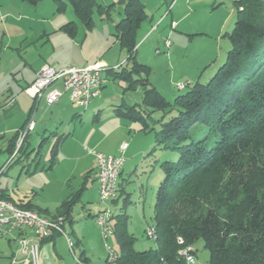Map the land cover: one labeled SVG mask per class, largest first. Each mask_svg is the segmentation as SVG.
Listing matches in <instances>:
<instances>
[{"label":"trees","instance_id":"obj_1","mask_svg":"<svg viewBox=\"0 0 264 264\" xmlns=\"http://www.w3.org/2000/svg\"><path fill=\"white\" fill-rule=\"evenodd\" d=\"M24 1L37 4L42 0ZM53 1L60 12L70 5L87 26L93 20V9L102 8L95 0ZM232 3L235 19L224 62L207 82L185 83V91L173 103L150 84L149 67L136 63L133 70L117 74L128 82L127 88L140 86L143 104L151 108L144 110L147 116L153 110L163 111L152 150L163 147L178 157L160 165L163 178L156 188L152 217L157 231L155 248L135 250L127 214L116 213L114 237L120 250L115 264H185L178 250L193 247L197 239L208 250L209 264H264V0ZM144 18V5L129 0L116 24L127 59L135 58V33ZM65 29L73 31L74 22H68ZM114 111L129 120H141L144 131L153 128L137 104L118 105ZM18 137L16 132L10 141L9 157ZM26 138L14 154L18 160L26 155ZM79 193L66 199L58 214L68 218ZM16 205L41 214L46 211L31 203Z\"/></svg>","mask_w":264,"mask_h":264},{"label":"crops","instance_id":"obj_2","mask_svg":"<svg viewBox=\"0 0 264 264\" xmlns=\"http://www.w3.org/2000/svg\"><path fill=\"white\" fill-rule=\"evenodd\" d=\"M128 1L95 0L102 8L93 9V20L87 26L77 18L70 5L60 12L55 8L53 0H42L37 4L24 0H0V144L3 147L0 148V152L4 151L9 155L11 139L31 118L35 126L27 136L35 134V138L39 143L42 141V145L44 142H52L50 164L47 167L53 169L65 161L63 176L67 180L78 179L79 182L78 188L66 197L68 199L80 191L76 202L68 210L69 217L66 218L65 215V229L68 233L67 226L72 227L74 222L77 223L76 231L72 228L68 234L75 243L74 247L83 248L77 257L83 264H92L87 256L91 250L87 248L88 228L86 230L85 228L91 224L96 239L99 232L95 222L100 208L95 204L98 200V178L94 153L118 154L119 145L123 141L128 143L123 152L125 161L118 177V196L112 200L117 202L122 192L123 174L130 171L133 166L136 169L138 153H144L149 149V146L136 143V141L140 143L138 137L140 133L137 132L141 128L137 127V132L134 130L135 133L131 135L130 132L134 129L131 120L114 111L118 105H130L124 98V91L139 88L143 96L140 86L137 85L134 89L127 88L128 82L118 78V72L123 69L133 70L136 63L149 67L151 72V64L149 66L140 61L145 55L148 56V49H156L159 46L158 39L163 33L166 38L163 41L164 47L168 45L167 49L170 48L172 52L180 49L186 40L190 41L193 35L209 33L207 30L209 26L204 23L202 25L200 21L192 18L197 14L196 3H201L202 0H135L144 5L146 18L136 29L135 58L127 59V52L121 47L116 35V24L123 18ZM17 12L21 13L18 17L15 16ZM62 13L63 15H60ZM70 21L74 22L73 31L65 29V25ZM147 41H150L148 44L151 48H148ZM96 61L104 65L101 71L103 83L99 94L84 110L70 100L66 91L50 105L44 101V94L37 102L23 91L45 64L62 69L69 66L84 67ZM131 78L136 80L137 76L131 73ZM109 79L114 83V80L122 81L121 93L113 91L112 86L108 87ZM148 79L150 84L158 89L154 81L149 77ZM52 87L63 90L60 81L53 83ZM88 145L92 150L84 152ZM33 151L34 148L29 151L26 160L32 158ZM36 157L37 154L32 163L36 161ZM14 158L16 162L22 160H18L16 156ZM21 167L24 168V165ZM29 169L30 163L26 172H29ZM5 172L6 169L3 173ZM12 192L6 184L5 187L0 186V194L16 204L31 203L33 207L44 209L46 211L43 214L46 216L60 215L58 214L60 207L66 200L59 205L56 204L54 208H49L33 200V196ZM78 203H81L82 211H87L85 220H78L79 222L74 216V205ZM30 234L29 228L22 227L10 235H0V264H12L11 259L15 255L20 259L21 255L16 253L18 248L16 239ZM50 237L46 240L39 239V264H78L70 257L68 248L65 249V246H68L62 235L54 233ZM14 264L24 262L17 261Z\"/></svg>","mask_w":264,"mask_h":264},{"label":"rangeland","instance_id":"obj_3","mask_svg":"<svg viewBox=\"0 0 264 264\" xmlns=\"http://www.w3.org/2000/svg\"><path fill=\"white\" fill-rule=\"evenodd\" d=\"M202 1L201 3H196L197 14L192 18L193 20L200 21L202 25L204 23L209 26L207 29L209 33L193 35L190 41L186 40L185 43L181 44L180 49L173 52L170 51V48L167 49L168 45H166V48L164 47L163 41L166 38L163 33L158 39L159 46L156 49H148V56L145 55L141 58L142 61H140L149 66L151 64L152 70L149 73V78L154 81L158 88L157 90H159L162 96L170 103H173L176 95L185 91L176 88L178 82H189L190 84L196 81L201 83L207 82L216 72L217 67L224 62L230 47L228 33L231 32L235 19L233 0ZM68 9H70V6ZM20 14L21 13L17 12L15 16L18 17ZM60 15H63V13ZM161 31H163L162 28ZM146 43L148 48H151L150 44H148L150 41ZM114 81L115 83L109 79L107 84L108 87L112 86L113 91L121 93L122 81ZM124 92V98L127 102H130V105H139L141 110H143L142 114L146 122L150 123V126H153V128L144 131L141 120H131V125L134 129H132L130 134L133 135L137 132V127H140L141 129L137 132V134L140 133L138 136L140 137V143L138 141H136V143L149 146V149L144 153H138L135 162L137 166L136 169L133 166V170L132 168L130 169V171L132 170L131 172L128 171L123 174L122 192L118 201H108L107 204L103 205L102 203L100 204L98 198L95 204L97 208H100L99 210L103 209L104 206H108L114 214L119 212L127 214L129 217L127 230L134 238L133 247L135 250L142 251L155 248L156 245L155 241L146 237L144 229L147 224L153 223V203L156 187L163 178L160 165L165 160H176L178 153L170 149H164L163 147H157L152 150L155 143V134L159 128L157 120L162 119L163 111L153 110L149 117L144 111L147 107L143 104L141 90L135 88L134 90H126ZM147 109L150 110L151 108L148 107ZM169 110H171L169 114H174V109ZM169 114L167 113L166 117L164 116L163 121L168 118ZM38 143L35 134H29L27 136L25 141V146L28 148V150L26 149V155L24 154L22 160L19 162H16V158L11 156L13 160L10 166L6 168L5 173L0 175V186L5 187L6 184L10 192L13 191L17 194L33 196V200L40 205L54 208L56 204H61L72 191L74 192V190L78 188V179L71 178L67 180V178L63 176L65 161L61 162V164L53 169H49L47 166L50 164L49 159L51 156L50 150L52 142H44L41 147L38 146ZM132 145L134 146L135 144L132 143ZM0 148L3 149L1 144ZM32 148H34L32 152L33 156L26 160ZM90 148L91 147L88 145L84 148V152L92 150ZM36 152H39L38 157L36 161L32 163ZM7 158L8 160L10 159L7 153L4 151L0 152V166L7 162ZM28 163H30V169L28 170L29 172H26ZM22 164L24 168L21 167ZM139 190H141V193H139ZM80 205L81 203L74 205V216L77 222L84 221L87 213V211H82ZM76 224L77 223L74 222L72 227L67 226V230H69L68 233H71L72 228L76 231ZM85 230L86 236L88 237L86 242L87 248L91 250L90 252L88 251L87 256L90 258L92 264H115L114 261H107V252L100 238V231L98 230L99 232L96 239L91 224L87 226ZM108 244L116 252H119V245L114 235L108 239ZM67 248L68 247L65 246V249ZM193 248L195 249L194 264H209V253L208 250L204 248L201 239L195 240ZM82 249L81 246L74 247L76 257H78ZM52 252L54 253V251ZM67 252L74 261L75 259L68 249Z\"/></svg>","mask_w":264,"mask_h":264},{"label":"built area","instance_id":"obj_4","mask_svg":"<svg viewBox=\"0 0 264 264\" xmlns=\"http://www.w3.org/2000/svg\"><path fill=\"white\" fill-rule=\"evenodd\" d=\"M166 44H168V41H166ZM103 69L104 65L100 61L87 64L84 67L69 66L62 69H56L52 65L45 64L37 71L35 79L30 85L28 84L24 87L23 91L37 102L44 94V101L48 105L57 101L63 91H66L70 100L84 110L93 98L99 94L103 83L101 77ZM56 81L62 83L63 90L52 87V84ZM184 87L185 83L183 82L176 84L178 90H182ZM34 126L35 122L31 118L26 126L19 131L17 145L12 157H14V154L22 143L21 141L34 129ZM127 145L128 143L123 141L119 145L118 154L105 155L100 152L94 153L100 204L105 205L108 201H112L118 196V177L125 161L123 152L127 148ZM12 157L0 166V175L5 171ZM114 215L108 206H104L95 217L98 230L100 231V238L107 252L106 258L108 262L114 261L118 255V252L108 244V239L114 235ZM65 221V215L46 216L38 213L35 209L20 207L13 201L8 200V198L5 199L0 196V235H10L13 231L19 230L22 227L29 228L31 231L30 235L17 237L18 248L16 253L20 254L21 258L19 259L16 255L13 256L11 259L12 264L17 261L24 262V264H39V239L50 237L54 233H58L65 238L68 249L75 258V261L78 264H83L81 259H77L74 254L75 243L71 236L66 233ZM144 230L146 237L156 242L157 231L155 225L153 223L147 224ZM177 242L183 244V239L177 237ZM193 250L191 245L183 246L178 250V254L183 258L185 264L195 263Z\"/></svg>","mask_w":264,"mask_h":264},{"label":"water","instance_id":"obj_5","mask_svg":"<svg viewBox=\"0 0 264 264\" xmlns=\"http://www.w3.org/2000/svg\"><path fill=\"white\" fill-rule=\"evenodd\" d=\"M30 153V152H29Z\"/></svg>","mask_w":264,"mask_h":264}]
</instances>
